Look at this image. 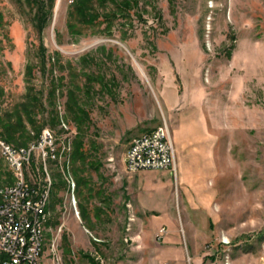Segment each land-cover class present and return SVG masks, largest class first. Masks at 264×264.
Instances as JSON below:
<instances>
[{"label":"rangeland","instance_id":"rangeland-1","mask_svg":"<svg viewBox=\"0 0 264 264\" xmlns=\"http://www.w3.org/2000/svg\"><path fill=\"white\" fill-rule=\"evenodd\" d=\"M72 2L55 0L40 28L24 0H0V131L11 121L25 133L0 139L26 147L49 129L57 148L46 160L33 152L26 168L50 186L43 264L259 263L264 0H133L111 24L97 3V20L78 22ZM192 110L214 150L195 180L174 163L127 170L134 135L171 132ZM14 180L0 152V189ZM166 196L165 211L149 204Z\"/></svg>","mask_w":264,"mask_h":264},{"label":"built area","instance_id":"built-area-1","mask_svg":"<svg viewBox=\"0 0 264 264\" xmlns=\"http://www.w3.org/2000/svg\"><path fill=\"white\" fill-rule=\"evenodd\" d=\"M35 151L43 160L56 156L54 136L49 129L42 131L31 148L12 146L7 140L0 139V152L15 176L13 182L0 189V254L10 253V260L0 264H41L36 259L35 247L38 227H31V218H36V205L44 186L32 184L26 175V168ZM125 159L130 172L171 167L175 150L168 126L159 125L134 135ZM45 220L48 221V215ZM165 230V227L161 228V231ZM223 241L230 242L225 238ZM260 248L264 264V243L260 244Z\"/></svg>","mask_w":264,"mask_h":264},{"label":"crops","instance_id":"crops-1","mask_svg":"<svg viewBox=\"0 0 264 264\" xmlns=\"http://www.w3.org/2000/svg\"><path fill=\"white\" fill-rule=\"evenodd\" d=\"M178 114V120L170 132L174 150L175 143L179 150L178 158L174 159V167L183 179L185 176V179L193 181L197 175L196 167L209 165L210 154H213L214 150L211 151L210 147L206 117L197 110ZM167 199L168 196L161 200L153 199L149 204L165 211L170 204ZM257 264H262L261 258Z\"/></svg>","mask_w":264,"mask_h":264},{"label":"trees","instance_id":"trees-1","mask_svg":"<svg viewBox=\"0 0 264 264\" xmlns=\"http://www.w3.org/2000/svg\"><path fill=\"white\" fill-rule=\"evenodd\" d=\"M24 1L35 9V15H34L35 25L40 26V28L46 26L50 20L52 9L55 4V0H24ZM95 3H97V6L101 5L102 7H104V9L108 8V11H112V14L107 12L104 15V19L108 20L109 24H111L113 18L117 16L116 11H125L127 10V8H131L132 5L134 4L133 0H73L72 14L76 13L78 15V22L90 23V24L94 23L98 18V15L95 14L96 12L94 10L96 7ZM70 26L71 28H74L75 23L70 22ZM27 74L29 76L32 75L30 69L27 72ZM33 90L34 88L32 87L29 88V92L27 93L28 100L22 103L24 105V108L26 109L29 107V104H33L35 102L36 94H34ZM17 122L21 126H24L21 113L18 115ZM12 125L13 123L11 121H8V123L5 125V131L2 130L0 131V133L9 140L17 139L16 138L17 136L25 135L24 131H22L21 134H17V131L12 128ZM81 146H82V142L77 143L76 146L77 152L80 151L79 148H81ZM83 211H84L83 216L85 218H88V216L85 213L86 210L84 208Z\"/></svg>","mask_w":264,"mask_h":264},{"label":"bare ground","instance_id":"bare-ground-1","mask_svg":"<svg viewBox=\"0 0 264 264\" xmlns=\"http://www.w3.org/2000/svg\"><path fill=\"white\" fill-rule=\"evenodd\" d=\"M31 147H32V143L24 148H31ZM49 196H50V186L45 185L44 188L42 189V193H40V197L36 205V218H31V227H38V235L35 240V247L37 248L36 259L41 261V264H43V252L45 246V228L47 223L45 217H47L48 214L47 205L49 201ZM9 260H10V253L0 254V263Z\"/></svg>","mask_w":264,"mask_h":264}]
</instances>
